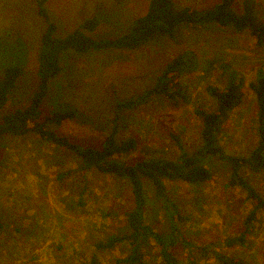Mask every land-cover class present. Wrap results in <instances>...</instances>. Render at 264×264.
Listing matches in <instances>:
<instances>
[{
    "label": "rangeland",
    "instance_id": "rangeland-1",
    "mask_svg": "<svg viewBox=\"0 0 264 264\" xmlns=\"http://www.w3.org/2000/svg\"><path fill=\"white\" fill-rule=\"evenodd\" d=\"M256 1L258 17L264 22V0ZM149 2L47 0L45 20L38 0H0V80L9 65L23 68L7 105L0 108V123L6 114L30 104L38 89L39 53L49 23L55 25L54 36L63 38L97 18L94 30L83 31L96 40L116 39L148 11ZM174 2L177 9L202 11L218 0ZM243 2L234 0L233 9L242 12ZM187 50L201 62L197 70L178 77L188 99L143 97L166 64ZM59 64L61 70L48 82L39 120L77 109L75 119L46 126L82 146L101 148L117 128L118 142L129 137L138 141L137 149L122 159L154 155L175 160L183 150L192 154L203 145L197 109L216 108L209 88H225L227 70L244 78L245 97L221 126V145L228 154L248 156L259 142L258 104L250 83L256 81L258 72L264 75V45L256 44L249 29L214 22L181 25L174 38L156 35L135 49L81 53L69 48L61 52ZM133 101V106H127ZM201 162L212 178L201 184L167 181L166 198L145 181L147 223L168 235L173 229L168 211H174L179 233L194 245L177 241L171 247L182 264H222L212 255L215 251L249 264H264V207L257 208L241 185L229 184L232 172L227 161L206 156ZM241 173L264 199V169L256 172L243 167ZM133 206L129 181L84 169L73 151L36 132L0 136V264H90L94 256L101 264H116L118 258L127 256L130 244L110 249H98L96 244L131 231L126 213ZM144 250L150 264L162 263L161 246L153 239Z\"/></svg>",
    "mask_w": 264,
    "mask_h": 264
},
{
    "label": "trees",
    "instance_id": "trees-1",
    "mask_svg": "<svg viewBox=\"0 0 264 264\" xmlns=\"http://www.w3.org/2000/svg\"><path fill=\"white\" fill-rule=\"evenodd\" d=\"M47 0H38L41 8L40 13L44 18L48 16L45 11ZM234 0H218V2L205 10L199 11L192 7L177 9L174 0H150L148 11L134 22L131 30L116 38L106 40H96L87 35L83 29L94 30L99 22L97 18L87 20L81 28L63 38L54 36L55 25L48 24V28L42 37L41 51L39 53V85L31 103L23 108H17L13 112L6 114L3 122L0 123V136L14 134L25 135L28 132H36L39 136L65 149L73 151L80 159L84 169H96L100 172L124 178L129 181L133 196L134 206L126 213L127 222L131 229L129 233L114 234L107 240L97 242L98 249H110L119 243H129L131 248L125 257L118 258L116 264H150L145 256L144 247L153 239L161 246L160 253L163 261L161 264H182L171 250V247L179 241L185 246H194L179 233L175 218V213L169 210L168 214L172 219V232L163 235L153 229L145 218V208L147 205L146 183L149 181L158 196L166 198L167 181H183L188 184H201L212 178L210 169L202 164V159L206 156H218L227 161L231 166V186L241 185L248 193V197L254 199L257 208L264 207V199L241 173L243 167H248L253 171L264 169V75H260L256 81L250 83V87L255 93L258 112L257 125L259 142L248 156L232 155L225 152L219 140V130L223 123L229 118L231 112L242 103L244 93V78L237 77V73L227 70L229 80L225 88L221 89L211 86L210 92L217 101V106L213 110L199 108L197 113L202 118V140L203 145L192 154L182 152L173 159H163V156L149 155L133 160L122 159L128 157L136 149L138 141L135 138H127L118 142L116 139V129L104 139L101 148L85 147L79 143L71 141L67 136L57 134L50 130L47 122L61 124L65 120L75 119L78 110L66 109L48 114L43 119L40 118V106L48 93V82L61 70L59 60L61 52L73 48L78 52L85 53L90 50H102L106 48H127L135 49L149 42L156 35H167L175 37L176 29L181 26H198L214 22L223 26H233L237 30L249 29L255 37L256 44L264 45V22L258 17V1L244 0V9L238 13L233 9ZM201 65L196 54L187 50L168 62L162 73L158 76L156 84L150 88L143 97L152 95H163L176 102L180 98L188 99L186 86L178 82V77L198 69ZM23 74V68L19 65H9L5 69L4 78L0 80V108L7 105L11 91L15 88L18 79ZM144 99V98H139ZM138 99V100H139ZM127 106H133L135 102H127ZM121 157V159H120ZM251 216L248 217L250 222ZM247 231V230H246ZM246 231L240 237L244 240ZM206 250L207 248L204 247ZM204 250V251H205ZM222 264H249L248 262L224 255L220 252H212ZM90 264H101L100 260L94 256Z\"/></svg>",
    "mask_w": 264,
    "mask_h": 264
}]
</instances>
